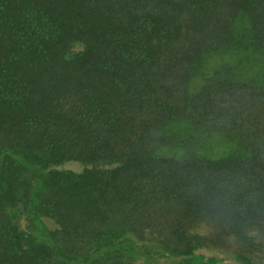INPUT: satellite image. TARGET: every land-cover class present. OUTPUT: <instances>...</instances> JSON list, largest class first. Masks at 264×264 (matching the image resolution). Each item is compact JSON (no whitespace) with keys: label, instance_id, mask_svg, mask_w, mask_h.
Segmentation results:
<instances>
[{"label":"trees","instance_id":"obj_1","mask_svg":"<svg viewBox=\"0 0 264 264\" xmlns=\"http://www.w3.org/2000/svg\"><path fill=\"white\" fill-rule=\"evenodd\" d=\"M125 208L179 264L223 262L205 227L264 264V0H0V264L138 260Z\"/></svg>","mask_w":264,"mask_h":264},{"label":"rangeland","instance_id":"obj_2","mask_svg":"<svg viewBox=\"0 0 264 264\" xmlns=\"http://www.w3.org/2000/svg\"><path fill=\"white\" fill-rule=\"evenodd\" d=\"M62 168L80 173L85 167L79 163L71 162L65 164ZM125 180L126 182H130L131 185L143 187V172H136L134 175ZM178 207L179 206H175L174 204L170 206L161 205L159 208L157 206H154L153 208L150 207L148 210L144 211V218H151L156 223L155 226L159 227L160 229V225H165L167 221L179 215ZM119 211L124 212V217L122 216L119 219L111 220L112 225H110V228L128 232L127 234L131 235L132 239L139 245H142L144 240L147 244V247L148 245H153L151 244L152 242H155L154 245H157V247L160 246L159 244L165 246L166 241L165 239L161 238V234L159 232H155L156 234L154 236L151 233H148V231L147 233H143V212L137 216H134V214L129 215V209L125 208L124 211L123 209H120ZM45 222L50 229L57 228L54 222L50 220H45ZM197 230L199 235L208 239L205 244L210 247V250H203L198 253L205 255L207 258L213 257L216 259H221L223 262H220L219 264H236L232 256L237 253L238 248L237 245L234 244L233 240L229 241L225 246L215 244L210 241L211 233L206 227L203 228V230L202 228H198ZM250 235L254 237L256 245L252 249H249V252H246L245 255L251 256L256 262L264 263V226L253 228L250 232ZM150 246L147 249L145 248L140 250L141 256L138 260H134L129 254H127L126 250L112 252L108 257H106V259L118 260L121 264H144V261H147V254H150L155 259L149 264H179V259H175L171 256L163 257L157 253L156 246H153V250H150L152 249ZM96 264L98 263L96 262Z\"/></svg>","mask_w":264,"mask_h":264}]
</instances>
